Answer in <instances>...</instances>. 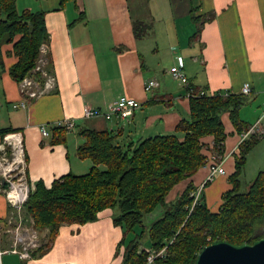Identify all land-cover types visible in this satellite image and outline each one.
I'll return each instance as SVG.
<instances>
[{"label": "crops", "instance_id": "crops-1", "mask_svg": "<svg viewBox=\"0 0 264 264\" xmlns=\"http://www.w3.org/2000/svg\"><path fill=\"white\" fill-rule=\"evenodd\" d=\"M32 1L31 5H21L17 0V7L46 12L48 57L57 88L22 107L25 96L21 83L10 74L18 60L11 52L13 43L2 45L0 65V144L4 130L22 134L31 184L43 180L50 185L69 172L89 171L92 162L78 155V147L85 142L82 130L131 129L136 136L174 132L190 115L188 85L171 73L180 58L189 83L197 89L240 93L244 83L251 84L252 92L243 95L238 116L247 128L258 129L244 141L252 135L259 140L247 153L245 166L252 150L264 148V0H68L64 5L60 0ZM193 8H198L196 15H217L197 35ZM135 22L144 26L140 35L134 32ZM150 80L157 81L158 86L147 89ZM120 97L140 103L131 119L108 113L107 108ZM88 107L104 114L85 118ZM64 119H74L77 127L68 132L65 143L54 144L52 136L42 134L40 125L46 123L52 134L56 122ZM222 119L227 133L223 155L227 172L205 187L207 203L209 194L220 192L219 198L232 187L228 177L244 142L239 143L241 132L232 124L229 112ZM203 140L208 154L214 138L206 136ZM263 151L256 159L260 165L257 172L264 170ZM208 173L204 166L192 180L200 185ZM2 181L0 221L11 223L16 211ZM181 191L182 185L177 186L170 193V201ZM110 213L104 210L97 221L86 224L62 225L51 248L41 255L22 258L10 251L6 242L4 247L0 242V264H122L123 257L116 254L122 229L114 224ZM38 230L42 243L46 242L49 228Z\"/></svg>", "mask_w": 264, "mask_h": 264}, {"label": "trees", "instance_id": "trees-1", "mask_svg": "<svg viewBox=\"0 0 264 264\" xmlns=\"http://www.w3.org/2000/svg\"><path fill=\"white\" fill-rule=\"evenodd\" d=\"M67 1L60 0V4ZM197 9L191 10L197 24L195 35L217 16L215 12L196 15ZM45 13L28 8L20 10L17 0H0V65L2 45L13 43L11 52L18 60L10 68V74L17 82L26 77L40 79V72L33 70L41 46L50 42ZM143 28L142 22L134 23L136 35ZM188 91L190 115L178 123L174 132L136 136L131 129L82 130L80 134L85 142L78 147V155L92 162L89 171L69 172L50 185L38 180L25 204L34 227L50 230L48 240L32 256L51 248L62 225L97 221L102 211L117 206L121 213L113 222L122 229L117 245V251L125 246L122 264H148L151 252L147 249L162 252L153 264H195L201 249L215 240L241 244L252 243L262 236L264 170L257 172L246 190H240L246 155L259 137L252 135L240 145L234 170L228 177L232 187L223 192L217 211L209 207L204 193L213 181L204 185L195 202L200 185L192 180L208 161L204 137L213 136L212 151L223 159L227 138L224 113L229 112L239 133L248 129L238 116L243 94L211 93L190 83ZM11 132L15 131L4 130L3 134ZM68 132L63 126H54L52 143H65ZM176 132H182L183 136ZM180 185V195L170 201V193ZM159 207L163 209L162 216L147 226L144 218ZM146 233L148 244L144 240Z\"/></svg>", "mask_w": 264, "mask_h": 264}, {"label": "built area", "instance_id": "built-area-1", "mask_svg": "<svg viewBox=\"0 0 264 264\" xmlns=\"http://www.w3.org/2000/svg\"><path fill=\"white\" fill-rule=\"evenodd\" d=\"M50 61L48 57L47 43H44L40 49V57L33 72H40V79L34 77H26L21 83L22 92L25 96L21 102L22 107H26L32 100L40 98L43 95L53 92L57 88V79L50 66L45 68V64ZM180 64L171 68L173 77L182 83L188 85L189 79L183 71V60L179 59ZM158 82L150 80L146 84L147 89H151L154 86H158ZM252 92L251 84L246 82L243 84L240 93L243 95H249ZM139 102L133 98L120 97L110 104L108 107L109 114H116L124 119H131L134 115L135 109L139 106ZM104 113L97 108L88 107L84 113L85 118H92L103 115ZM109 116V115H108ZM55 126H63L68 131L76 129L77 124L74 119H64L56 122ZM42 134L44 136H52L46 123L40 125ZM258 129L255 126L249 127L239 135V143L243 142L250 134L256 132ZM208 163L209 173L207 179L202 183L199 188L195 202L197 201L202 188L207 182H212L218 175L226 174L224 167V160L218 161L217 155H212ZM0 179L7 184V194L9 203L16 209H21L29 198V194L35 184H31L28 179V160L26 156V149L24 139L21 133L11 132L4 136L2 143L0 144ZM195 204V203H194ZM20 227H18L19 231ZM37 233L31 234L29 228H24L22 233H19V237H16V243L18 246L13 251L19 253L22 258H29L32 256L33 251L40 247L43 243L40 235ZM39 236V237H38ZM41 242H40V241ZM39 242V243H38ZM151 252L149 256L148 264H153L157 255L162 252L156 253L153 249H147Z\"/></svg>", "mask_w": 264, "mask_h": 264}, {"label": "rangeland", "instance_id": "rangeland-1", "mask_svg": "<svg viewBox=\"0 0 264 264\" xmlns=\"http://www.w3.org/2000/svg\"><path fill=\"white\" fill-rule=\"evenodd\" d=\"M18 3L21 5H31V3H33V1L32 0H18ZM49 66H50V61H48V63L45 64V68L48 69ZM126 123H128V122L126 121ZM177 134H179L180 136H183L182 132H178ZM71 146H73V145L71 144ZM263 149L264 148H262V147H260V148L256 147L255 151L252 150V152L249 156V161L247 162L246 166L244 165V171H243V174L241 175V188H240V190H242V191L246 190L248 187V184L252 181V179L257 174L256 169H257V167H260V165L256 164V159L259 158L258 155L261 153V151ZM212 155H217V154L211 150V152L208 153V161H207V164L205 166H208L209 161L213 160V158H211ZM260 157L264 158V151L262 152ZM217 160L222 161L224 159H222V157L217 155ZM262 162L263 163L261 164V166L264 167V161H262ZM262 169H264V168H262ZM206 179H207V177H206ZM201 185L202 184L200 183V187H201ZM211 185H212V183H211ZM209 186H210V184H209ZM220 194H221L220 192L219 193L214 192V193L208 195V205H209V207L212 208L213 211H217L220 207L221 196L218 198V196ZM13 209L16 211V213L14 212V215L12 216L13 219L11 220V223H3L2 221H0V242L2 243L3 247L5 246V242H6L9 246L8 248L10 251H13L14 248L18 247V246H16L17 245L16 237L20 236L19 233L21 234L22 230L24 228H29V232L31 234L38 232L37 235H40L39 230L32 226V222H31L32 219H31L30 215L27 214L25 206L22 207L21 209H16L13 207ZM109 212H111L110 217L113 215V218H114L121 213V210H120L119 206H117L115 209H109ZM162 214H163V209L157 208L154 212H152V214L146 215V217L144 218V223L147 226H150L156 219L161 217ZM18 227H20L19 231H18ZM40 237L41 238H39V239H43V236L40 235ZM144 240H145L146 244H148L147 243V241L149 240V234L148 233H146ZM124 252H125V246H123L121 248V250H118L117 254H119L120 258H122ZM74 264H77V263H74Z\"/></svg>", "mask_w": 264, "mask_h": 264}, {"label": "water", "instance_id": "water-1", "mask_svg": "<svg viewBox=\"0 0 264 264\" xmlns=\"http://www.w3.org/2000/svg\"><path fill=\"white\" fill-rule=\"evenodd\" d=\"M195 264H264V233L252 243L215 240L201 249Z\"/></svg>", "mask_w": 264, "mask_h": 264}, {"label": "bare ground", "instance_id": "bare-ground-1", "mask_svg": "<svg viewBox=\"0 0 264 264\" xmlns=\"http://www.w3.org/2000/svg\"><path fill=\"white\" fill-rule=\"evenodd\" d=\"M107 111H108V108H107ZM2 183L5 184L4 181H2ZM7 188H8V186H7ZM32 189H33V188H32ZM30 192H31V191H30ZM25 204H26V203H25ZM25 204H24V206H25Z\"/></svg>", "mask_w": 264, "mask_h": 264}]
</instances>
